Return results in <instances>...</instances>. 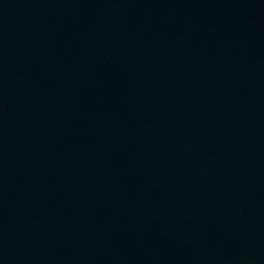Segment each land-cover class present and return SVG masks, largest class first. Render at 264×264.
I'll return each instance as SVG.
<instances>
[{"label":"water","instance_id":"obj_1","mask_svg":"<svg viewBox=\"0 0 264 264\" xmlns=\"http://www.w3.org/2000/svg\"><path fill=\"white\" fill-rule=\"evenodd\" d=\"M0 264H264V0H0Z\"/></svg>","mask_w":264,"mask_h":264}]
</instances>
